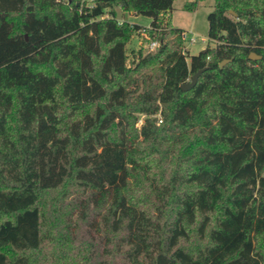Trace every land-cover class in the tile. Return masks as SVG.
<instances>
[{
  "label": "trees",
  "instance_id": "16d2710c",
  "mask_svg": "<svg viewBox=\"0 0 264 264\" xmlns=\"http://www.w3.org/2000/svg\"><path fill=\"white\" fill-rule=\"evenodd\" d=\"M173 1L0 0V264H45L49 205L77 264H264V0H213L190 56Z\"/></svg>",
  "mask_w": 264,
  "mask_h": 264
},
{
  "label": "rangeland",
  "instance_id": "374dc122",
  "mask_svg": "<svg viewBox=\"0 0 264 264\" xmlns=\"http://www.w3.org/2000/svg\"><path fill=\"white\" fill-rule=\"evenodd\" d=\"M194 0H174L172 3V10L170 11V21L172 23V26L176 28H181L184 30L185 33V39H184V47L183 49L187 50L188 56L197 54L200 50L205 49L206 47H214L216 45V42L211 40L208 37V13L213 8V0H198L196 2V5L194 7L186 6V4H191ZM117 9V16L119 19H125L129 21L130 23H137L140 25H148L151 21V17L143 14H135L128 11H122L119 7ZM194 39V41H193ZM127 52H128V61L132 59V54L130 52L131 49H138L141 47L143 49V53L154 49L157 47H151L150 43L147 42L144 35L141 33H133L130 41L126 45ZM190 79V78H189ZM188 79V80H189ZM136 116V122L134 121L133 124L136 128H140L144 115L142 114H134ZM160 118V115H157ZM159 122V119H158ZM52 194V193H51ZM56 194V192H55ZM45 215L47 217L45 223V226L43 227V232H45V240L46 242L43 245L41 257L42 260L47 264L49 262L50 264H77L73 261V258L69 254H60V249H64L65 246H58L56 239L58 237H63V224L69 225V228H76V231L78 233L82 232L81 234L75 235V237H71L70 240L72 244H75L76 242L80 241L84 236H88L89 226L86 224H83L79 222L80 224L78 226L71 227V223L68 221H71L73 224L76 222L75 216L69 215L68 210L66 209H57L52 210L50 205L45 210ZM94 236L95 233L92 232ZM81 238V239H80ZM66 241V238H63ZM100 239V238H99ZM61 242L64 240L57 239ZM69 240V241H70ZM264 240V239H262ZM261 238H259V247L261 250H264V241H262ZM59 243V242H58ZM185 246H188L190 248H194L196 245L200 244V241L197 240L195 235H191L189 239L185 242H183ZM53 258V260H49L50 257ZM50 258V259H51ZM101 259L100 256H95V261H92V264H99V260ZM108 264H122L119 259L117 258L113 259L110 263V260H108Z\"/></svg>",
  "mask_w": 264,
  "mask_h": 264
},
{
  "label": "water",
  "instance_id": "95a60500",
  "mask_svg": "<svg viewBox=\"0 0 264 264\" xmlns=\"http://www.w3.org/2000/svg\"><path fill=\"white\" fill-rule=\"evenodd\" d=\"M70 1V0H69ZM248 57L250 59H257V58H260V55L256 54L255 52H250ZM227 62V59H224L220 62V65L222 66L224 63ZM203 69H199L198 71H196L191 77L189 80L185 81L184 83H182L180 85V87L183 89V90H188L190 89L197 81V78L199 76V74L202 72Z\"/></svg>",
  "mask_w": 264,
  "mask_h": 264
},
{
  "label": "built area",
  "instance_id": "2783aa9c",
  "mask_svg": "<svg viewBox=\"0 0 264 264\" xmlns=\"http://www.w3.org/2000/svg\"><path fill=\"white\" fill-rule=\"evenodd\" d=\"M142 33H143V34L146 33L144 28L142 29ZM193 41H194V39H193ZM156 45H157V41H156V40H152V41H150V46H151L152 48L155 47ZM159 121H161V119H159Z\"/></svg>",
  "mask_w": 264,
  "mask_h": 264
}]
</instances>
